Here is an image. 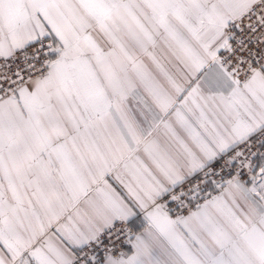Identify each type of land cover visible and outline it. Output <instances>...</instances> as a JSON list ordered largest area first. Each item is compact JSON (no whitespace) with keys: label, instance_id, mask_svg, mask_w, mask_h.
Masks as SVG:
<instances>
[{"label":"snow or ice","instance_id":"snow-or-ice-1","mask_svg":"<svg viewBox=\"0 0 264 264\" xmlns=\"http://www.w3.org/2000/svg\"><path fill=\"white\" fill-rule=\"evenodd\" d=\"M0 264H264V0H0Z\"/></svg>","mask_w":264,"mask_h":264},{"label":"built area","instance_id":"built-area-1","mask_svg":"<svg viewBox=\"0 0 264 264\" xmlns=\"http://www.w3.org/2000/svg\"><path fill=\"white\" fill-rule=\"evenodd\" d=\"M211 191V190H210ZM213 194H215V193H213Z\"/></svg>","mask_w":264,"mask_h":264}]
</instances>
